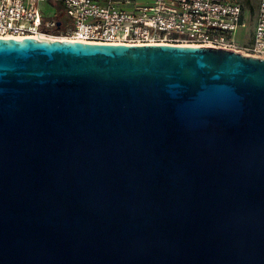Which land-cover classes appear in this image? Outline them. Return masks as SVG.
<instances>
[{
	"label": "water",
	"instance_id": "1",
	"mask_svg": "<svg viewBox=\"0 0 264 264\" xmlns=\"http://www.w3.org/2000/svg\"><path fill=\"white\" fill-rule=\"evenodd\" d=\"M0 264H264V59L0 39Z\"/></svg>",
	"mask_w": 264,
	"mask_h": 264
},
{
	"label": "built area",
	"instance_id": "2",
	"mask_svg": "<svg viewBox=\"0 0 264 264\" xmlns=\"http://www.w3.org/2000/svg\"><path fill=\"white\" fill-rule=\"evenodd\" d=\"M259 2L248 43L237 36L251 19L239 0H0V39L208 46L263 60L264 0ZM42 3L60 7L47 17Z\"/></svg>",
	"mask_w": 264,
	"mask_h": 264
},
{
	"label": "rangeland",
	"instance_id": "3",
	"mask_svg": "<svg viewBox=\"0 0 264 264\" xmlns=\"http://www.w3.org/2000/svg\"><path fill=\"white\" fill-rule=\"evenodd\" d=\"M258 0H250L252 6L254 7L258 2ZM60 7V6H59ZM58 7V9H59ZM40 8L42 9L43 13L45 16L47 17H53L55 15V13L58 12L57 8L52 6L51 4L49 3H42L40 5ZM64 24L66 25H70V22H68L66 19H64ZM253 26H254V21H253V14L251 13V19H250V22H248V26L246 29L244 30H240L238 31L237 33V36L239 37V39L241 41L244 40V43H248L249 39H250V34H251V31L253 29Z\"/></svg>",
	"mask_w": 264,
	"mask_h": 264
},
{
	"label": "crops",
	"instance_id": "4",
	"mask_svg": "<svg viewBox=\"0 0 264 264\" xmlns=\"http://www.w3.org/2000/svg\"><path fill=\"white\" fill-rule=\"evenodd\" d=\"M240 1V3H242V5H243V7H244V11L247 13V12H250V14L252 13H254L256 10H257V7H258V5H259V1L260 0H258L257 2V4L253 7L252 6V4H251V2H250V0H239Z\"/></svg>",
	"mask_w": 264,
	"mask_h": 264
},
{
	"label": "trees",
	"instance_id": "5",
	"mask_svg": "<svg viewBox=\"0 0 264 264\" xmlns=\"http://www.w3.org/2000/svg\"><path fill=\"white\" fill-rule=\"evenodd\" d=\"M56 7H59V5L56 4Z\"/></svg>",
	"mask_w": 264,
	"mask_h": 264
}]
</instances>
